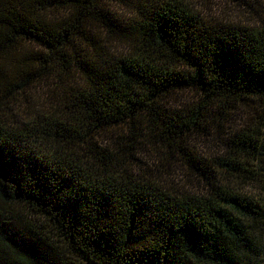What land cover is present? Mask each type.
Masks as SVG:
<instances>
[{
    "label": "trees",
    "instance_id": "16d2710c",
    "mask_svg": "<svg viewBox=\"0 0 264 264\" xmlns=\"http://www.w3.org/2000/svg\"><path fill=\"white\" fill-rule=\"evenodd\" d=\"M182 1L0 0V264L264 261V0Z\"/></svg>",
    "mask_w": 264,
    "mask_h": 264
},
{
    "label": "rangeland",
    "instance_id": "374dc122",
    "mask_svg": "<svg viewBox=\"0 0 264 264\" xmlns=\"http://www.w3.org/2000/svg\"><path fill=\"white\" fill-rule=\"evenodd\" d=\"M251 2L252 7H258L256 0H248ZM184 4L188 6L193 12L198 13L204 19L218 18L225 19L240 23H252V16L248 15V10L242 5V0H183ZM118 11L119 7H114ZM121 12H124L121 10ZM199 149L201 151L207 152V149L200 145ZM187 173V172H186ZM190 179V178H189ZM189 187L190 184H187ZM191 187L194 190V184ZM244 191L248 195L256 196V191L254 188L245 187ZM260 264H264V261Z\"/></svg>",
    "mask_w": 264,
    "mask_h": 264
}]
</instances>
